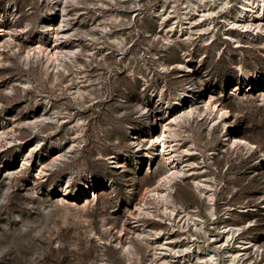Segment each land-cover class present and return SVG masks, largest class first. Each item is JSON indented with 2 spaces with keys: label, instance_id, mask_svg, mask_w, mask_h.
<instances>
[{
  "label": "rangeland",
  "instance_id": "rangeland-1",
  "mask_svg": "<svg viewBox=\"0 0 264 264\" xmlns=\"http://www.w3.org/2000/svg\"><path fill=\"white\" fill-rule=\"evenodd\" d=\"M183 1L83 0L79 5L70 4L71 45L81 50L79 79L72 74L51 82L43 76L39 63L28 68L11 51L1 47L0 131L4 129L7 134L0 142V264H128L120 247L128 240L138 252L132 264H145V260L152 259L153 250L136 240L142 227L151 232L161 229L174 237V251H182L187 245L183 238L177 239L187 222L185 213L175 215V227H171L157 216L138 215L136 209L143 195L153 188V179L164 170L159 155L150 156L151 131L155 129L152 132L155 138L165 117V105L160 106L155 118L153 111H148L157 103L152 89L158 84L164 92L163 101L169 102L174 93L189 88L188 85L174 88L170 77H164L160 61L147 58L149 75L144 61L132 58L137 52L151 56L149 48L161 54L177 50L154 37L165 36V30L175 25V13H171L173 20L161 25L152 11L162 3L167 10H174ZM49 8L47 0H0V24L17 30L15 41L26 46L21 51L32 48L40 14H47ZM25 24L29 26L27 37L18 34ZM221 26L219 18L218 27ZM120 35L126 38L122 47L113 41ZM218 42L220 51H224L222 58L216 55L214 63L206 69L208 72L215 69L208 79L214 89L205 88L197 101L202 105L211 92L215 93L211 100L230 111L232 122L225 125L218 120L213 130L204 124L185 133L196 150L184 159L199 168L192 177L207 174L216 178L215 230L223 224L241 225L256 219L254 231H257L264 227L260 212L244 216L234 213L224 218V208L227 204L233 208L258 207L264 195V49L259 44L258 48H247L249 52L244 48L243 54L234 53L228 51L231 43ZM44 44L49 45L48 40ZM237 53L244 58L243 72L253 83L251 93L246 88L249 81L240 73L239 59L231 65L225 59L237 58ZM129 63L133 68L139 65L134 69L135 80L126 71ZM68 68L74 73L71 65ZM195 68L203 67L196 63ZM202 74L205 75L204 71ZM141 75L149 80V87L144 86ZM125 76L131 80V85L125 83V94L105 90V85L112 86L117 77ZM193 78L197 80V75ZM25 81L29 84L22 86ZM236 84L239 89L233 92ZM65 86L71 87V92L78 86L86 90L83 97L73 98ZM43 113L55 118L40 124V131L27 124L40 120ZM233 135L252 143L251 152L228 144L230 138L234 140ZM27 150L32 153L22 166L21 153ZM60 154L63 156L58 157ZM40 161L44 162L42 171ZM186 176V184L177 185L174 191H179L186 207H193L192 217L197 214L209 226L211 220L205 204L198 199L191 175ZM123 225L125 233L120 235ZM192 234L206 247L202 232L193 230ZM211 246L213 243H209L208 247ZM262 261L264 256L255 264Z\"/></svg>",
  "mask_w": 264,
  "mask_h": 264
},
{
  "label": "bare ground",
  "instance_id": "bare-ground-1",
  "mask_svg": "<svg viewBox=\"0 0 264 264\" xmlns=\"http://www.w3.org/2000/svg\"><path fill=\"white\" fill-rule=\"evenodd\" d=\"M124 1L129 2V0ZM47 2L50 8L47 14H40L37 24L38 35L32 48H23L25 50L21 51L22 47L26 46L15 41L17 30L6 29L0 24V39H3L2 45H0V57L3 54L2 47L11 51L28 68L35 64L38 66L39 63L42 67L43 76L49 77L51 82H54L60 76L68 77L72 74L76 79H79L80 76L78 75L82 73L80 70L82 65L78 62L81 50L78 46L71 45L73 32L68 6L70 4L79 5L83 3V0H47ZM172 12L175 13L174 18L176 20L173 22L175 25L169 26L165 30V36L155 35L154 37L161 38L162 44L168 45L169 48H172L170 46L176 47L177 50L171 49L166 54H161L153 52L148 46L151 56L147 57L148 55L146 56L145 52L142 56L137 52L132 57L137 62L138 60L144 61V65L149 61L147 58L155 62L160 61L164 77H170L171 85L174 88L177 85H188L187 88H189V91L174 93L169 102L163 101L162 95L164 92L158 84L152 89V94L157 103L150 106L148 111L152 110L155 118L159 114L160 106L165 105V117L162 119L160 132L155 138L154 134L152 135L155 129L153 128L151 131L150 156L153 153L159 155L164 170L153 179L151 184L153 188L143 195L136 210L138 215L157 216L162 222L167 221V225L169 224L171 227H175L173 217L182 212L185 213L187 222L185 227L182 226L183 231L177 239L183 238L182 241L186 242L187 245L182 251H174L172 247L173 241L176 240L172 239L174 237L165 234L161 229L151 232L144 230L143 227L136 235V240L140 243L144 242L153 250L152 259L145 260V264H255L256 260H261L264 256V227L254 231L257 221L251 219L241 225L223 224L215 230L218 218L216 178L207 174H198L192 177V175L197 174L196 171L199 168L192 167L193 162L185 160L184 157L192 150H196L193 140L185 135L189 130L195 126L201 127L204 124L207 125L209 130H213L218 120H221L225 125L232 122L230 111L221 103L218 104L217 101L211 100L216 95L215 93L211 92L209 100H203L202 105H199L197 100L205 88L211 91L214 89L209 80L215 69H210L209 72L206 69L214 63L216 55L222 58L224 51H220L219 40L222 44L231 43L233 49L228 48L229 52L239 51L243 54L244 48H258L259 44L264 49V0H184L174 10H167L162 3L153 9L152 14L157 16L161 20V25H163L165 22L173 20ZM219 18L222 22L221 27H218ZM0 21H2V18ZM102 28L106 31L107 26L104 25ZM28 29V24H25L19 29L18 34L27 37ZM168 32H171V34ZM107 35L108 33L105 32V36L108 38L109 35ZM125 39L124 35H120V37H114L113 41L116 46L122 47ZM46 40H48L49 45L44 44ZM246 51L249 52L250 49ZM237 55V58L227 56L225 59L229 65L236 64L239 59L240 73L243 79L249 81L246 88L248 89L247 92L251 93L254 91V86L250 77L243 72L241 62L244 58L239 53ZM90 56L86 55V58L90 59ZM196 63H199L203 68H195ZM69 65L74 68V73H70ZM136 67H139V65ZM132 68L133 66L130 65L126 71L135 80V68ZM145 69L150 75L151 71L147 65ZM203 71L205 75L202 74ZM174 75L176 77L171 78ZM194 75H197V80L193 78ZM141 76H143L144 86L148 85L149 80L144 75ZM206 80H208L207 83ZM27 83L29 84L28 81H25L22 86ZM115 83L117 85H114ZM125 83L131 85V80L128 81L126 76L117 77L112 86L105 85V90L120 91L118 94L122 96V94H125L124 91L127 90ZM81 86H84V84ZM122 87L124 90L121 89ZM71 89L69 86L66 87L67 92L73 98L76 96L78 98L83 97L86 90L81 89L80 86L74 92H71ZM238 89L239 85L236 84L233 92L238 91ZM200 91L202 92L200 93ZM186 102H188L187 106H185ZM125 117L130 118L127 114H125ZM54 118L43 113L40 120L28 121L27 124L29 126L34 125L33 128L40 131V124L44 121L49 122ZM75 126H78V122ZM6 134L4 129L0 131V142L6 139ZM233 139L232 141L230 138L228 144L234 148L242 147L247 152H251L252 143L235 135H233ZM31 153V150L21 153L22 166L28 163V154ZM61 156L63 155H58V157ZM43 166L44 162L40 161L39 168L41 171ZM187 173L191 175L198 199L204 202L205 210L210 216L209 226L197 214L193 218L191 213L193 207H186L181 200L179 191L177 189L174 191L177 185L186 184ZM260 200V206L258 205V207L242 205L233 208L232 205L227 204L224 208L226 210L224 218H229V215L234 213L244 216V213L260 212V220L264 221V195L261 196ZM195 208H198V206H195ZM139 225L141 226V224ZM193 230L203 233L207 242L206 247L199 243L197 237H194ZM124 231L125 226L123 225L119 230L120 235ZM252 231L254 232L252 233ZM209 243H213V247H208ZM120 247L126 255L127 263L132 264L135 255H138L133 242L128 240L126 244H121ZM159 256L161 259H156ZM261 264H264V261Z\"/></svg>",
  "mask_w": 264,
  "mask_h": 264
},
{
  "label": "built area",
  "instance_id": "built-area-1",
  "mask_svg": "<svg viewBox=\"0 0 264 264\" xmlns=\"http://www.w3.org/2000/svg\"><path fill=\"white\" fill-rule=\"evenodd\" d=\"M257 261H260L259 259Z\"/></svg>",
  "mask_w": 264,
  "mask_h": 264
}]
</instances>
